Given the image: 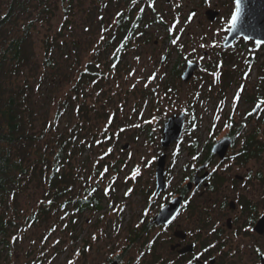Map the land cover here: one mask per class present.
Listing matches in <instances>:
<instances>
[{
	"label": "rangeland",
	"instance_id": "1",
	"mask_svg": "<svg viewBox=\"0 0 264 264\" xmlns=\"http://www.w3.org/2000/svg\"><path fill=\"white\" fill-rule=\"evenodd\" d=\"M78 2L79 5L67 16L69 22L61 36L64 45L60 56H57L62 66L68 67V76L56 86L48 84V70L46 73L40 66L43 51L38 37L41 34L35 36L34 60L38 65L35 78L37 81L43 78L42 86L36 89L35 94L39 114L35 129L44 130L50 141L52 133L55 135L61 130L83 144V149L75 148L66 172L72 174L75 193L79 191L85 195L87 188L95 189L102 195L100 201L103 207L99 211L88 210L74 221L67 212L71 207L51 211L46 221L26 225L23 231L12 234V248L10 252L5 249L0 252V264H108L109 259L127 250L128 226L139 222L144 205L140 200L141 188L146 190L151 184L150 163L161 150L163 125L173 112L185 110L188 105L193 107L188 116L191 123L185 125L179 140L171 143L183 146L175 157L173 154L178 146L170 148L173 159L171 172L174 174L178 165L182 164V158L186 159L185 146L196 140L197 144H210L224 137L230 127L227 119L229 111L235 121H246L243 131L236 135L240 144L253 130L255 122L246 116L250 104L244 100V93L235 91L237 94L232 96L236 84L213 83L215 78L212 76L216 73L210 75L204 67L194 73V79L182 82L171 74L168 63H160V57L166 50L172 52L173 60L178 55L205 60L203 52L209 50L215 39L220 37L195 29L189 35L181 31L179 40L173 43L178 39V32L171 29L173 21L165 20L169 30L164 24L145 26L142 31L147 34H136L130 46L118 52L112 61L114 49L101 46L107 38L103 31L106 28L110 30L109 23L114 22L115 10H104L100 0ZM63 19L62 12L53 17L51 35L56 33ZM102 19L105 20L102 22ZM168 34L171 36L167 37ZM240 45L239 42L224 53L225 64L222 66L228 68L232 76L242 77L240 82L252 88L257 70L252 69L247 76L240 74L241 59L251 52L248 47ZM260 55L264 57V52ZM208 56L210 59L213 57L211 54ZM91 61L96 62L99 74L84 85L77 98L73 87L78 71ZM169 74L172 76L167 85ZM66 96L73 97V104L67 111L58 113V103ZM53 121L59 124L58 130L48 128ZM261 126L264 127L263 122ZM258 136L264 141V131ZM124 144L129 145L122 149ZM41 198V187L30 185L29 191L20 198L23 216L36 211ZM72 222L76 226L73 229ZM245 239L251 240L249 237ZM260 244L264 252V235L260 237ZM135 248L136 245L122 255L123 264H142L149 257L148 254L140 256ZM235 259L231 260L232 264H258L248 255L243 259L242 253Z\"/></svg>",
	"mask_w": 264,
	"mask_h": 264
},
{
	"label": "flooded vegetation",
	"instance_id": "2",
	"mask_svg": "<svg viewBox=\"0 0 264 264\" xmlns=\"http://www.w3.org/2000/svg\"><path fill=\"white\" fill-rule=\"evenodd\" d=\"M100 2L104 10L110 12L115 10L114 22L109 23L111 27L109 31L113 32L114 36L117 33L121 34L119 42L125 45L123 50L130 46L136 34H147L142 31L145 26L153 23L164 24L163 26L169 30L165 20L173 21L171 29L178 32L176 35L178 39L175 41L179 40L181 31L189 35L194 33L195 29L205 31L207 35L220 37L215 39L209 50L203 52L202 58L206 61L184 56L181 58L180 55L173 60L172 52L166 50L160 57V63H168L171 74L179 77L182 82H189L194 73L204 67L210 75L216 73L212 76L215 78L213 83L221 81L224 85L236 84L232 96H235L237 91L244 93V100L250 104L246 116L255 122L252 124L251 133H256L254 141L244 139L240 144L236 135L243 131L242 127L246 121H235L229 111L227 119L230 127L224 136H230L232 142L225 148V153L221 155L213 151L217 140L210 144H197L196 140L185 146L186 159L182 158L183 162L178 165L176 174L171 172L173 159L170 150L178 146L173 154L175 157L183 146L169 144L165 149L160 144V152L150 163L153 175L151 184L146 190L141 188L140 200H143L141 204L144 205L139 222L128 226L127 250L109 259L108 264L112 262L123 264L122 255H126L135 245L137 246L135 250H139L140 256L149 255L142 264H190V262L232 264L231 260L236 261L235 257L241 253L243 259L248 255L255 263L264 264V255L260 254L264 253L260 244V237L264 235V141L258 139V135L264 131V127L261 126V123H264V57L260 55L264 52V43L241 36L232 45L224 47L236 0H100ZM104 20L102 19V22ZM103 32L105 33L106 29ZM169 36L171 35L168 34L167 37ZM239 42L242 48L248 47L251 51L246 58L241 59L240 74L247 76L252 69L257 70V74L255 72L257 78L252 88L240 82L242 77L239 79L232 76L230 70L222 66L225 64L224 53ZM209 54L213 56L212 59ZM189 64L193 67L192 72L184 78L183 74ZM211 69L215 71L211 72ZM171 74L167 77L169 79L167 85L170 83ZM204 78L209 79L207 76ZM152 90L155 92V88ZM220 94H223V91H220ZM192 111L193 107L188 105L185 110L173 112L172 115L184 114L182 131L185 125L191 123L188 116ZM128 145H122V149ZM164 153V188L156 191L158 158ZM217 167L222 169L218 170ZM100 205L101 208L93 210H101L102 203ZM85 212L80 214V211L71 208L68 215L74 221ZM72 227H76L73 222ZM245 237L251 240H246ZM257 249H260V253Z\"/></svg>",
	"mask_w": 264,
	"mask_h": 264
},
{
	"label": "trees",
	"instance_id": "3",
	"mask_svg": "<svg viewBox=\"0 0 264 264\" xmlns=\"http://www.w3.org/2000/svg\"><path fill=\"white\" fill-rule=\"evenodd\" d=\"M78 5V0H0V252H10L12 234L23 231L26 225L46 221L53 210L71 207L81 214L101 208L102 195L91 188L85 190V195L75 193L72 174L66 172L75 148L83 149V144L61 130L52 133L50 141L44 130L35 129L39 115L35 94L43 81L35 78V36L41 34L40 66L44 72L48 70V84L56 86L68 76V67H63L57 56L64 45L61 36L69 22L67 16ZM58 12L65 19L51 35V20ZM105 34L107 38L101 47L116 48L111 58L114 61L125 45L119 42L120 33L114 36L106 28ZM98 74L94 61L78 71L73 87L77 98L84 85ZM73 100L72 96L61 98L57 112L67 111ZM58 125L53 121L48 128L58 130ZM255 138L256 133H251L245 139ZM32 184L41 187L42 198L36 211L23 216L20 198Z\"/></svg>",
	"mask_w": 264,
	"mask_h": 264
},
{
	"label": "water",
	"instance_id": "4",
	"mask_svg": "<svg viewBox=\"0 0 264 264\" xmlns=\"http://www.w3.org/2000/svg\"><path fill=\"white\" fill-rule=\"evenodd\" d=\"M240 8L241 11L235 26L233 27L232 21L230 22V28L223 44L224 47L232 45L233 42L241 36L245 39H254L256 42L264 43V0H240ZM192 69V65L189 64L183 74V77L187 78L192 72ZM183 126V113L169 116L167 120H165L162 130V138L160 141L165 149L169 146V144L179 140ZM231 142L232 138L230 136H224L214 143L215 146L213 151L219 152L223 155L226 151L225 148L228 144H231ZM164 159L165 153L158 158L156 168L158 188L156 191L164 188ZM111 264L117 263L112 262Z\"/></svg>",
	"mask_w": 264,
	"mask_h": 264
},
{
	"label": "snow or ice",
	"instance_id": "5",
	"mask_svg": "<svg viewBox=\"0 0 264 264\" xmlns=\"http://www.w3.org/2000/svg\"><path fill=\"white\" fill-rule=\"evenodd\" d=\"M240 11H241V8H240V0H236V10L235 12L232 14V17H231V21H232V25L233 27L235 26L236 24V21L239 17V14H240ZM194 15V14H193ZM173 43H176L175 40L172 41ZM257 252L260 253V249H257ZM261 255H264V253H260ZM71 264V262H70ZM191 264V262H190Z\"/></svg>",
	"mask_w": 264,
	"mask_h": 264
}]
</instances>
